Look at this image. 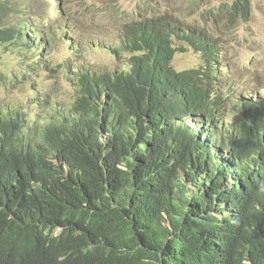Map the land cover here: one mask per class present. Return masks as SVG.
Listing matches in <instances>:
<instances>
[{"label": "trees", "instance_id": "16d2710c", "mask_svg": "<svg viewBox=\"0 0 264 264\" xmlns=\"http://www.w3.org/2000/svg\"><path fill=\"white\" fill-rule=\"evenodd\" d=\"M251 8L233 0L214 12L226 31ZM9 14L2 44L50 28ZM208 29L167 14L125 25L105 50L129 58L75 67L72 100L57 68L39 79L20 67L26 102L10 99L0 70V264H264V100L229 96L227 52ZM174 37L198 65L174 67Z\"/></svg>", "mask_w": 264, "mask_h": 264}, {"label": "rangeland", "instance_id": "374dc122", "mask_svg": "<svg viewBox=\"0 0 264 264\" xmlns=\"http://www.w3.org/2000/svg\"><path fill=\"white\" fill-rule=\"evenodd\" d=\"M57 1L61 5L60 13ZM232 2L233 0H3V4L29 8L36 17L46 19L47 25H50L47 27L50 28L27 26L23 31L26 34L24 41L16 42V45H13L14 42H0V70L5 75L2 79L9 86L11 100L26 102L30 90L28 81L21 78L20 67L31 69L33 76L45 79L51 75L49 66H52L58 69V91L66 99L72 100L74 85L69 81V75L75 67L84 63H93L103 69L122 66L130 55L126 52L118 59H113L105 50L106 45H120V32L125 25L138 19L167 14L171 21L175 18L185 27H208L212 37L218 36L227 52V59L223 56V62H220L223 66L220 71L224 77L222 82L229 84L232 81L235 84L234 88L225 87L229 96L249 95L255 102L261 103L264 100V0H251L250 17L230 23V28L224 31L227 28L226 21L214 10ZM10 10L17 13L12 15L13 20L17 22L21 19L18 17V10L8 6L6 10L0 11L1 27L8 25L6 18L10 16ZM208 14L211 18L205 20ZM70 42L77 45L76 53L70 50ZM173 44L177 49L183 48L173 60L176 69L198 65L200 54L189 47L187 42L174 37ZM73 55L77 57L72 58ZM39 67L40 71L36 73ZM229 87L236 90H228ZM3 94L4 87L0 86V99ZM233 180L234 177L231 178ZM213 212L215 213L214 210Z\"/></svg>", "mask_w": 264, "mask_h": 264}, {"label": "clouds", "instance_id": "9594fccd", "mask_svg": "<svg viewBox=\"0 0 264 264\" xmlns=\"http://www.w3.org/2000/svg\"><path fill=\"white\" fill-rule=\"evenodd\" d=\"M57 2H59V1H57ZM10 6H11V8H12L13 10H18L19 15H21V14L29 15L33 20L44 21L45 24L47 25L46 19H41L40 17H36V16L30 11L29 8H20V7H18V6L15 5V4H14V5H10ZM21 7H22V6H21ZM57 9H58V4H57ZM58 10H59V9H58ZM60 11H61V5H60L59 13H60ZM231 178H232V177H231ZM231 178H230L229 182L232 184V182H233L235 179H234L233 181H231ZM213 210L215 211V213L213 212ZM211 211H212V212H211ZM206 214H207V213H206ZM209 214H212L214 218H215V216H219V214L217 213V211H216L215 209H209ZM220 224H222V222H220ZM204 225H206V227L209 226V227L206 228V229H208V230H207V235H206V237H208L209 235H211V231H214L215 225L207 222V223H202L200 226H204ZM218 243H219V242H218ZM218 243H217V246L220 247V250H221V251H223L222 248H221V246H220Z\"/></svg>", "mask_w": 264, "mask_h": 264}]
</instances>
